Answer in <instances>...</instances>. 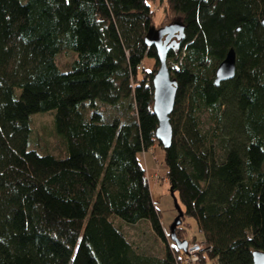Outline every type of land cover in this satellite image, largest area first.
Instances as JSON below:
<instances>
[{
    "label": "trees",
    "instance_id": "16d2710c",
    "mask_svg": "<svg viewBox=\"0 0 264 264\" xmlns=\"http://www.w3.org/2000/svg\"><path fill=\"white\" fill-rule=\"evenodd\" d=\"M149 2L0 0V264H181L140 157L156 145L181 223L202 235L200 264L264 252V0H167L184 27L167 58V149L155 138ZM231 48L235 75L215 85ZM64 52L74 58L60 67ZM38 113L52 114L56 138L41 149ZM140 222L160 255L122 229Z\"/></svg>",
    "mask_w": 264,
    "mask_h": 264
},
{
    "label": "rangeland",
    "instance_id": "374dc122",
    "mask_svg": "<svg viewBox=\"0 0 264 264\" xmlns=\"http://www.w3.org/2000/svg\"><path fill=\"white\" fill-rule=\"evenodd\" d=\"M149 3L150 9L153 12L152 24L154 28L158 29L175 22H181V19L170 11L167 0H150ZM174 50L176 51L177 49ZM73 58L74 55L72 53L64 52L57 57V63L60 67L65 65L68 66ZM145 64L147 67L152 68L153 61H145ZM31 127V140L36 141L35 148L41 149L46 147L47 143L53 144L54 140H56L54 133H52L51 113H38L33 115ZM140 157L146 170L152 199L153 201L157 202V208L161 215L162 226L165 228L168 234V228L173 222L174 218L177 216V211L174 207L173 197L170 195L168 184L162 182L160 179V176L164 172V166L159 162L161 151L156 145L154 148L149 150L148 153ZM180 225L184 227V230L181 232V234L189 239L190 242L188 241V243H199L202 246V249L205 250L203 241L201 240L202 235L198 231L194 219L189 217L185 219L183 218V222ZM122 229L134 246L148 250L151 255H160L158 242L152 238V235L145 224L140 222L135 226L122 225ZM188 245L189 244H187V246ZM202 249V252L199 253L200 255L198 257L192 255L190 257L184 258L181 264H200L201 255H205V251ZM206 262V264H215L214 262Z\"/></svg>",
    "mask_w": 264,
    "mask_h": 264
},
{
    "label": "water",
    "instance_id": "95a60500",
    "mask_svg": "<svg viewBox=\"0 0 264 264\" xmlns=\"http://www.w3.org/2000/svg\"><path fill=\"white\" fill-rule=\"evenodd\" d=\"M261 23L264 26V17L261 19ZM173 37L180 41L184 39V27L179 22L158 29L151 27L145 35V44L155 48L159 63L152 80L153 113L157 119L155 138L164 149L169 148L171 144L172 128L170 124V115L174 108L177 91V82L175 78L172 77L167 63L169 52L179 47V42L172 40ZM235 63V51L231 48L215 69V85H219V83L234 77ZM169 192L171 197H173L174 207L177 211V216L168 228L169 239L175 244L178 250L185 252L188 244L187 240H181L176 236V228L181 224L183 213L171 188ZM252 261L253 264H264V252L254 251L252 253Z\"/></svg>",
    "mask_w": 264,
    "mask_h": 264
},
{
    "label": "built area",
    "instance_id": "2783aa9c",
    "mask_svg": "<svg viewBox=\"0 0 264 264\" xmlns=\"http://www.w3.org/2000/svg\"><path fill=\"white\" fill-rule=\"evenodd\" d=\"M201 249H202V246L199 243L197 244L189 243L185 251L186 258L192 255L198 257L200 255L199 253L202 252Z\"/></svg>",
    "mask_w": 264,
    "mask_h": 264
},
{
    "label": "flooded vegetation",
    "instance_id": "af4514ba",
    "mask_svg": "<svg viewBox=\"0 0 264 264\" xmlns=\"http://www.w3.org/2000/svg\"><path fill=\"white\" fill-rule=\"evenodd\" d=\"M179 23H180V22H179ZM180 24H181V23H180ZM182 25H183V24H182ZM172 40H176L175 37H173ZM182 41H183V40H181V41H180V40H176V42H179V46H180V44H181ZM176 49H177V48H176ZM171 51H174V50H171ZM171 51H170V52H171Z\"/></svg>",
    "mask_w": 264,
    "mask_h": 264
},
{
    "label": "crops",
    "instance_id": "0c3cea01",
    "mask_svg": "<svg viewBox=\"0 0 264 264\" xmlns=\"http://www.w3.org/2000/svg\"><path fill=\"white\" fill-rule=\"evenodd\" d=\"M153 200V199H152ZM153 202H155V201H153ZM155 203H157V202H155ZM164 229V231L167 233V231L165 230V228H163Z\"/></svg>",
    "mask_w": 264,
    "mask_h": 264
}]
</instances>
